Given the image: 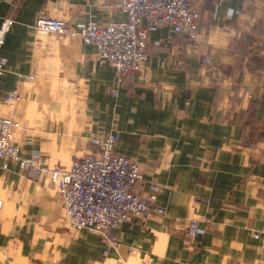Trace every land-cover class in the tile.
Wrapping results in <instances>:
<instances>
[{
  "label": "crops",
  "instance_id": "1",
  "mask_svg": "<svg viewBox=\"0 0 264 264\" xmlns=\"http://www.w3.org/2000/svg\"><path fill=\"white\" fill-rule=\"evenodd\" d=\"M119 1L0 0V21L14 19L0 96L18 92L0 115L26 127L22 155L62 168L96 149L90 132L117 131L116 152L142 173L135 190L157 184L164 213L122 223L105 255L100 234L69 228L46 174L1 159L0 264H264V0H194L196 38L153 29L146 60L121 77L95 45L33 30L41 15L125 20ZM190 218H208L202 234H186Z\"/></svg>",
  "mask_w": 264,
  "mask_h": 264
},
{
  "label": "built area",
  "instance_id": "2",
  "mask_svg": "<svg viewBox=\"0 0 264 264\" xmlns=\"http://www.w3.org/2000/svg\"><path fill=\"white\" fill-rule=\"evenodd\" d=\"M193 1L120 0L116 7L126 14L125 20L111 19L102 23L90 20L70 26L63 19L41 15L33 30L37 34L79 37L82 42L95 45L98 62L111 64L121 77L140 69L147 58V38L153 29L169 24L176 37L196 38L200 16ZM13 24L11 16L0 21V77L6 70L1 49ZM202 62L210 66L216 76L220 74L208 57ZM17 96V90L1 95L0 104H12ZM23 127L16 118L0 115V160H11L22 170L46 174L60 196L64 217L70 226L100 234L105 255L117 248L115 229L122 223L131 222L136 216L164 213L157 204L160 190L157 184L152 183L146 193L135 190L142 173L136 161L116 152L115 146L120 140L116 131L100 128L91 133L88 141L96 146V151L75 158L68 168H62L48 164L37 149L27 156L22 155L13 136L16 129ZM202 222H208V218L187 220V235L194 237L203 233ZM253 235L258 237L259 233Z\"/></svg>",
  "mask_w": 264,
  "mask_h": 264
},
{
  "label": "rangeland",
  "instance_id": "3",
  "mask_svg": "<svg viewBox=\"0 0 264 264\" xmlns=\"http://www.w3.org/2000/svg\"><path fill=\"white\" fill-rule=\"evenodd\" d=\"M102 23V22H101ZM100 129V128H99ZM99 129H97V130H95V131H92V132H90L89 134H88V136L91 134V133H96ZM105 129V128H104ZM107 130V129H106ZM111 131H115V130H111ZM117 132V131H116ZM88 136H87V144H89L90 146L92 145V146H95L94 144H91V143H89V141H88ZM95 148H96V146H95ZM97 149V148H96ZM96 149L95 150H91V151H88V152H94V151H96ZM33 150H35V149H33ZM37 150H39V149H37ZM32 151V150H31ZM42 153V152H41ZM87 153V152H86ZM85 153V154H86ZM29 154V153H28ZM27 154V155H28ZM43 154V153H42ZM27 155H24V156H27ZM44 156V155H43ZM44 158H45V156H44ZM76 158H78V157H76ZM75 159V158H74ZM48 164H54V163H58V162H56V161H46ZM28 172H30V173H32V174H40V173H37V172H32V171H28ZM50 183V182H49ZM63 215H64V212H63ZM65 218V217H64ZM66 220V219H65ZM67 222V221H66ZM203 223L204 222H202V225H203ZM68 224H69V222H68ZM203 227H204V225H203ZM69 228L71 229V230H75L74 228H72L71 226H70V224H69ZM76 231V230H75ZM82 231V230H81ZM187 234V233H186ZM202 234V233H201ZM197 236V235H196ZM118 243V242H117ZM108 255V254H107Z\"/></svg>",
  "mask_w": 264,
  "mask_h": 264
},
{
  "label": "bare ground",
  "instance_id": "4",
  "mask_svg": "<svg viewBox=\"0 0 264 264\" xmlns=\"http://www.w3.org/2000/svg\"><path fill=\"white\" fill-rule=\"evenodd\" d=\"M13 139H14V136H13Z\"/></svg>",
  "mask_w": 264,
  "mask_h": 264
}]
</instances>
